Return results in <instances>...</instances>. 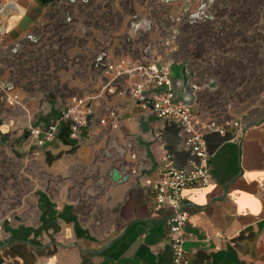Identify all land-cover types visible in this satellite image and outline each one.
<instances>
[{
    "label": "crops",
    "instance_id": "1",
    "mask_svg": "<svg viewBox=\"0 0 264 264\" xmlns=\"http://www.w3.org/2000/svg\"><path fill=\"white\" fill-rule=\"evenodd\" d=\"M65 1L0 0V45L20 46ZM177 64L179 96L192 102L200 90L186 65ZM130 82L125 78L122 86ZM96 91L80 138L63 129L66 139L60 134L43 148L40 157L61 179L39 192L37 217L6 220L0 264H172L168 209L156 210L153 183L163 150L182 167L196 156L181 146L180 124L158 119L127 91ZM110 107L118 110L117 128L100 122ZM58 113L50 103L34 124L46 125ZM241 120L237 139L233 128L206 135L213 180L185 189L191 264H264V108ZM30 141L28 131L17 144L29 150Z\"/></svg>",
    "mask_w": 264,
    "mask_h": 264
},
{
    "label": "rangeland",
    "instance_id": "2",
    "mask_svg": "<svg viewBox=\"0 0 264 264\" xmlns=\"http://www.w3.org/2000/svg\"><path fill=\"white\" fill-rule=\"evenodd\" d=\"M30 36L17 51L0 45V80L28 108L0 98V238L6 220L37 217L39 192L61 179L17 140L50 103L96 93L101 60L172 61L175 74L183 63L202 85L196 108L219 119L264 108V0H66Z\"/></svg>",
    "mask_w": 264,
    "mask_h": 264
},
{
    "label": "built area",
    "instance_id": "3",
    "mask_svg": "<svg viewBox=\"0 0 264 264\" xmlns=\"http://www.w3.org/2000/svg\"><path fill=\"white\" fill-rule=\"evenodd\" d=\"M19 47L18 44L13 46V51H17ZM99 64L102 69L100 94H122L127 91L142 109L150 111L158 119L180 124L183 131L181 146L196 156L189 167H182L176 163L171 152L163 150L160 154L162 169L153 183L156 210L168 209L165 219L166 236L172 250V264H191L190 251L186 246V225L190 214L186 209L185 189L195 185L204 187L213 180L206 135L214 131L225 134L233 128L236 131L234 139H237L243 131V122L240 118L219 119L202 113L196 108L197 96L192 102L181 98V82L174 77L172 61H146L122 55L101 60ZM125 78L131 82L123 87ZM192 87L195 91L202 89V85L195 81L192 82ZM0 95L1 99L10 104L20 105L28 110L21 94L9 81L0 80ZM94 101V94L73 95L50 123L30 124L28 131L31 153L40 155L43 148L53 142L63 129L67 130L70 138H80L94 113ZM119 121L118 110L114 107L108 108L100 119L102 124L113 128L119 127ZM132 156L136 158L135 153Z\"/></svg>",
    "mask_w": 264,
    "mask_h": 264
},
{
    "label": "water",
    "instance_id": "4",
    "mask_svg": "<svg viewBox=\"0 0 264 264\" xmlns=\"http://www.w3.org/2000/svg\"><path fill=\"white\" fill-rule=\"evenodd\" d=\"M119 177H120V174H119L118 170L115 169V170H114V179H115V180H118Z\"/></svg>",
    "mask_w": 264,
    "mask_h": 264
},
{
    "label": "trees",
    "instance_id": "5",
    "mask_svg": "<svg viewBox=\"0 0 264 264\" xmlns=\"http://www.w3.org/2000/svg\"><path fill=\"white\" fill-rule=\"evenodd\" d=\"M68 101V100H67ZM67 103V102H66ZM65 103V104H66ZM61 109V108H60ZM60 109H59V111H60ZM54 110V108L52 109V111ZM61 137H64V139H66V136H65V132H63L62 134H61Z\"/></svg>",
    "mask_w": 264,
    "mask_h": 264
}]
</instances>
